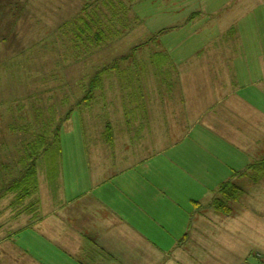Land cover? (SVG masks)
<instances>
[{
	"label": "crops",
	"instance_id": "obj_1",
	"mask_svg": "<svg viewBox=\"0 0 264 264\" xmlns=\"http://www.w3.org/2000/svg\"><path fill=\"white\" fill-rule=\"evenodd\" d=\"M41 2L49 3L48 19L58 18L62 25L71 23L69 19L87 5V0H0V38L11 34L10 27L12 34L17 33L22 23L13 19H22L20 15L30 18L31 32L33 28L39 32L41 11L36 4ZM219 7L225 9L227 5ZM189 12L192 13L179 18L175 26H163L150 33L153 37L144 42L158 43L159 34L180 30L193 37L190 44L165 42L169 66L165 67L168 73L161 72L160 78L168 84L166 87L172 88L173 84L175 89L142 90L145 121L139 136L133 137V120L127 121L124 109L112 107V118L105 129L97 126L94 129L97 152L79 154L78 161L68 163V184L62 179L60 158L58 176L53 182H49L45 168L44 187L39 180V191L34 196L37 200L33 197L36 202L30 210L15 209L11 202L9 207L18 213L8 220L7 216L2 217L8 194L1 196L0 254L4 258L11 235L16 239L12 252H21L22 256L31 253L35 264H245L249 253L264 257V238L256 236L257 241L248 242L247 228L252 219L244 213L248 208L245 204L250 201L248 187L264 186V174L251 169L264 161L262 28L253 22L243 25L247 14L217 28L219 23L213 18L221 13L220 9L209 10L204 5ZM172 13L180 11L169 12ZM205 18H209L208 23L201 24ZM36 39L34 45L38 49L40 40ZM180 46L183 51L174 52ZM17 53L16 50L11 57L16 58ZM0 56L3 61V54ZM113 94L116 96V92ZM152 97L160 99L157 105L152 106ZM79 107L81 111L84 109L82 105ZM74 112L63 126L71 121ZM184 114L197 115L191 127L193 137L190 145L171 155L173 171L168 172L164 169L168 161L162 157L166 150H157V154L148 151L164 143L161 135L166 130L167 116L173 115L171 120L176 122V115L181 119ZM146 115L159 120L155 122L156 139L150 137L152 127L146 129V124H150ZM201 115L208 119L202 128ZM109 128L111 137L107 136ZM84 132L83 127L82 136ZM78 141L87 146L86 137ZM184 141L180 145L184 146ZM158 159L164 160L163 171L154 168ZM83 163L88 184L85 188L79 171ZM4 173L0 176L5 179L6 170ZM227 182H234L241 194L230 203V207L233 203L239 205V210L234 214L231 207V214L223 215L212 204ZM185 192L182 204L175 203L180 212H174L179 216L175 219L165 212L163 200ZM37 205L38 210L34 207ZM29 211L34 214L23 217ZM252 223L256 229H263L262 220ZM187 239L188 250L184 243ZM242 243L251 248L242 249ZM176 249L180 251L174 254Z\"/></svg>",
	"mask_w": 264,
	"mask_h": 264
},
{
	"label": "rangeland",
	"instance_id": "obj_2",
	"mask_svg": "<svg viewBox=\"0 0 264 264\" xmlns=\"http://www.w3.org/2000/svg\"><path fill=\"white\" fill-rule=\"evenodd\" d=\"M118 1H115L114 16L116 18L113 19V23L115 31L120 30V35L106 44L91 48L90 51H87L85 47L77 46L74 32H71L74 27L72 25L80 17L83 7L78 10L77 16L73 15L69 19L72 20L71 31H69L70 27L62 25V21L60 22L58 18L50 17L48 19L46 11L49 3H37L36 6H40L41 11L39 32H36L35 28H33L34 32H31L30 22H28L30 18L20 15L22 19H13L22 23L21 27L17 28V33L12 34L10 27L11 34L1 36L0 55L3 54V61L0 56V175L3 176L5 170L7 174L5 181L0 176V199L5 195L4 190L12 181L23 179L26 169L25 166L24 168L22 166L24 162L26 165H31L36 160L40 184L44 187L45 162L41 159L40 152H30L31 147L35 145L36 140L41 138L44 140L43 143L54 142L60 128L64 125V119L72 108L75 110L72 119L62 127L60 134L62 136L60 158L64 173L62 179L65 185L68 184L69 177L68 163L71 164L74 160L78 161L79 156L97 152L99 147L95 145L97 142L93 135L96 132L94 129L97 127L102 131L105 129L107 122H110L112 118V107H122L127 121L133 120V129L131 130L133 137L142 133L143 121H145L143 109L145 93L142 90L146 88L156 91H173L175 89L173 84L171 89L166 87L168 84H165L160 78L161 72L168 73L165 67L169 66V59L157 67L154 62L155 55L160 51L165 54V42L168 40L173 43L180 42V44L193 42L190 33L187 36L188 34L180 30V32L171 34H159L158 43H154V40L144 43L147 38L153 37L150 33L154 34L163 26H175L179 22V18L191 14L192 12L189 11L200 9L205 5L209 10L210 7L220 9L221 13L213 18V21L216 20L219 23L217 28L225 27L228 21L247 14L248 18L245 19L243 25H251L253 22L262 28L261 31L264 35V0H232L226 3L225 0H138L125 13L122 9L117 8ZM98 2L100 1L87 0V12H85L87 16L90 14L92 18L94 17V10ZM185 4L190 6L186 7ZM224 4L227 5L225 9H223L224 7L217 8ZM103 10H105L108 19L112 18L109 9ZM172 11H180V13L169 14ZM178 15L180 16L178 17ZM250 15H252L251 18ZM10 20L13 21L12 18ZM208 20L209 18L203 19L201 24L208 23ZM109 21L104 20L106 27ZM63 27H66L69 32H64ZM213 29L215 30L214 27ZM186 31H190V26ZM37 37L40 40L38 49L34 45L38 41ZM16 50L18 56L11 57ZM180 51H183L181 46L177 51L174 50L176 53ZM124 57H127L128 60L123 61ZM172 74H174L173 70L170 71V75ZM97 75L100 76H98L99 81L96 85L100 84V87L93 90L92 83ZM113 92H116V96ZM156 96L158 95L156 94ZM83 98L86 100L81 104L84 107L81 111L78 103ZM159 100V98L152 97V106L157 105ZM176 116V122L171 120L173 115L167 116L166 130H162L161 135L164 143L159 147H151L148 151L151 154H157L155 153L157 150H162V152L166 150L164 151L165 156L162 155V157L168 161L164 168L168 172L173 171L174 161L171 155H176L180 149L190 145L193 137L191 127L197 121V115L192 117L190 114H184L181 115V119L178 117L179 115ZM200 118V128H202L208 119L206 115H201ZM146 120L150 122L149 125L146 124V129L149 128L148 126L152 127L150 137L156 139L155 129L159 120L154 119L152 115H146ZM88 125H90L89 128ZM83 127L85 136H82ZM196 136L198 137L199 134L196 133ZM83 137L88 139L87 146L81 145L78 141ZM183 140H185L184 146L180 145ZM85 142L84 138L83 144ZM85 148L86 150H84ZM176 148L177 150H175ZM33 153L36 154L33 155ZM164 164L163 159H158L154 168L163 171ZM79 171L82 174L81 184L85 188L88 184L87 177L83 172L84 163L80 166ZM248 192L250 201H248L249 204H245V208H248L244 210V213L252 221L260 219L264 222V186L248 187ZM7 194V208L5 210V205L3 206L2 217L7 216L10 220L12 214L15 215L18 210L9 207L10 203L14 201V195L13 193ZM182 195H171L168 200H163L166 201L165 212L168 215H173L175 219L179 217L176 215L180 214L176 204L181 205L182 197L187 196L186 192ZM34 198L37 200V197ZM34 198L22 201L24 207L33 205L36 202ZM238 206L235 203L231 205L234 214L239 210ZM34 207L38 210L39 205ZM175 211L178 214H174ZM33 214L29 211V214L25 213L23 217L29 215L30 218ZM252 221V225L247 228L250 240L248 242L253 239L257 241L256 236L258 239L264 238V223L263 229H256ZM8 225H10L9 228H12L13 224L10 222ZM177 229L180 230L179 227ZM27 234L28 231L25 235ZM9 238L8 246H6L8 254L6 258L0 254L2 257L0 264H18L17 260L21 264H35L31 253L22 256L21 252H12L15 250L13 247H15L16 239L14 235ZM189 242V239L185 240V249ZM244 248H251V245L247 246L246 243H242V249ZM1 249L3 251L4 246ZM179 251L180 249H176L174 254ZM257 256L260 255L257 253L250 255L249 253L245 264H260L261 260Z\"/></svg>",
	"mask_w": 264,
	"mask_h": 264
},
{
	"label": "trees",
	"instance_id": "obj_3",
	"mask_svg": "<svg viewBox=\"0 0 264 264\" xmlns=\"http://www.w3.org/2000/svg\"><path fill=\"white\" fill-rule=\"evenodd\" d=\"M116 0H101L96 4L94 10V17L92 18L89 14L87 16V7H84L82 10V14L80 17L72 23L66 24L69 28L71 25L74 26L72 31L71 27L69 31L74 32L75 40L77 42V46L85 47L87 51H90L91 48L101 46L106 44L107 42L113 40L115 37L120 35L119 29L115 31L113 19L116 18L114 16V8L116 7L115 4ZM129 3L127 5V3ZM119 0L117 8L120 10L122 9L123 13L130 10L132 4L137 2L138 0ZM109 9L110 13H112V18L108 19L105 15V10ZM108 10V11H109ZM107 19L109 22L107 23V27L105 26L104 20ZM120 19V18H119ZM121 20V19H120ZM122 22V21H121ZM120 22V23H121ZM125 27V26H123ZM63 31L69 32L66 27H63ZM137 49V48H136ZM80 54V53H79ZM80 56V55H79ZM78 56V57H79ZM128 60L127 57L123 58V61ZM168 60V56L166 54L157 53L154 57V62L157 67H160L162 63H165ZM161 70V69H160ZM97 75L95 80L93 81V90H96L100 87L96 85L99 81ZM86 98H83L79 101L78 105L80 106L82 102H84ZM73 113V109L69 111L64 122L67 121L71 114ZM63 127V126H62ZM55 139L54 142H47L43 143V139H38L35 141V145L31 147L30 152H40L42 154L43 161L45 162V168L48 176L49 182H53L56 177L58 176L59 172V159L61 157V129ZM107 136L111 137V129L107 130ZM33 149V150H32ZM36 153H33L35 155ZM23 168L25 166V172L23 173V179H16L12 181L8 187L4 190L5 194L13 193L15 196L13 201V207L18 209L20 207H24V200L33 198L37 195L39 191V176H38V165H36V160L31 165H26L25 162L23 163ZM251 169H253L258 174H264V161L254 165ZM2 179V178H1ZM20 180V181H19ZM5 181V179H4ZM7 185V184H6ZM5 186V185H4ZM219 197L214 200L212 206L213 208L223 215H230L231 214V207L230 203L233 201L238 200L241 194V189L234 183V182H227L223 184L219 190ZM33 205L25 206V210H30Z\"/></svg>",
	"mask_w": 264,
	"mask_h": 264
},
{
	"label": "built area",
	"instance_id": "obj_4",
	"mask_svg": "<svg viewBox=\"0 0 264 264\" xmlns=\"http://www.w3.org/2000/svg\"><path fill=\"white\" fill-rule=\"evenodd\" d=\"M257 258H259V260H261V261H260V264H264V257H262V256H257Z\"/></svg>",
	"mask_w": 264,
	"mask_h": 264
}]
</instances>
